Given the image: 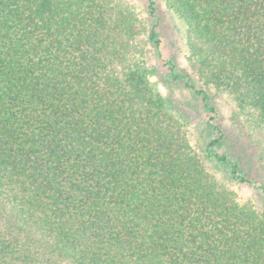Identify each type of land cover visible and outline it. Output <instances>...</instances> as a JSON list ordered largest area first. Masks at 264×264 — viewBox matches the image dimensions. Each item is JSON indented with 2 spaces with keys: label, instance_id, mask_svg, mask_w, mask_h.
<instances>
[{
  "label": "trees",
  "instance_id": "trees-1",
  "mask_svg": "<svg viewBox=\"0 0 264 264\" xmlns=\"http://www.w3.org/2000/svg\"><path fill=\"white\" fill-rule=\"evenodd\" d=\"M144 1L0 0V264H264V0H166L190 72Z\"/></svg>",
  "mask_w": 264,
  "mask_h": 264
},
{
  "label": "rangeland",
  "instance_id": "rangeland-1",
  "mask_svg": "<svg viewBox=\"0 0 264 264\" xmlns=\"http://www.w3.org/2000/svg\"><path fill=\"white\" fill-rule=\"evenodd\" d=\"M157 7L158 20V32L162 38V52L164 56L172 58L177 67L182 72H188V43L186 35V27L183 21L171 11L166 4V0H155ZM124 6L131 9L136 16L139 18L142 24H145L146 27L150 24L149 19L146 15V1L144 0H121ZM139 45L144 47V35L139 37ZM149 56L152 57V49L150 47H145ZM152 62H155L152 60ZM190 72V71H189ZM161 88L164 93L167 91L171 92L173 99L176 102L183 105L188 109H192L196 105V98L192 96L189 90H186L182 84L177 83L174 85H162ZM212 101L218 112V123L224 129L228 136L230 146L237 147L236 142H238L242 147L247 148L246 150H238L239 153L249 155L251 157L253 166L257 165L256 152H258L257 145L253 143L251 138L246 136L241 137V132L238 128V124L234 121L232 116V110L229 103L218 96L212 95ZM194 120V116L192 115ZM196 120V119H195ZM195 122V121H194ZM249 145L251 148H248ZM196 147V146H194ZM253 156H255L253 158ZM233 191L237 194V199L239 202L245 203L247 201L254 200L251 192L245 187L235 186L232 188Z\"/></svg>",
  "mask_w": 264,
  "mask_h": 264
}]
</instances>
